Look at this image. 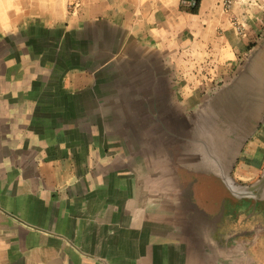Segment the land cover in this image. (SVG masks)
<instances>
[{
    "label": "crops",
    "instance_id": "1",
    "mask_svg": "<svg viewBox=\"0 0 264 264\" xmlns=\"http://www.w3.org/2000/svg\"><path fill=\"white\" fill-rule=\"evenodd\" d=\"M181 1L0 0V264H264V0Z\"/></svg>",
    "mask_w": 264,
    "mask_h": 264
},
{
    "label": "built area",
    "instance_id": "2",
    "mask_svg": "<svg viewBox=\"0 0 264 264\" xmlns=\"http://www.w3.org/2000/svg\"><path fill=\"white\" fill-rule=\"evenodd\" d=\"M233 1L234 0H222V4L224 8H228L232 4ZM181 2L184 6H187V7H191L195 3L193 0H182Z\"/></svg>",
    "mask_w": 264,
    "mask_h": 264
},
{
    "label": "trees",
    "instance_id": "3",
    "mask_svg": "<svg viewBox=\"0 0 264 264\" xmlns=\"http://www.w3.org/2000/svg\"><path fill=\"white\" fill-rule=\"evenodd\" d=\"M193 1L195 2L194 5L189 8H190V11L195 12L198 0H193Z\"/></svg>",
    "mask_w": 264,
    "mask_h": 264
},
{
    "label": "water",
    "instance_id": "4",
    "mask_svg": "<svg viewBox=\"0 0 264 264\" xmlns=\"http://www.w3.org/2000/svg\"><path fill=\"white\" fill-rule=\"evenodd\" d=\"M264 52V51H263ZM260 71V73H262V72H264V71H262V69L261 70H259ZM263 75V74H262Z\"/></svg>",
    "mask_w": 264,
    "mask_h": 264
}]
</instances>
